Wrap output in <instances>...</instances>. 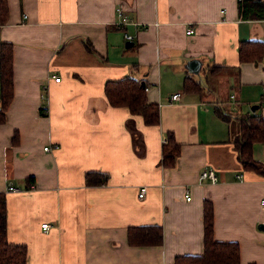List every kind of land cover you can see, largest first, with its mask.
Instances as JSON below:
<instances>
[{
  "label": "crops",
  "instance_id": "crops-1",
  "mask_svg": "<svg viewBox=\"0 0 264 264\" xmlns=\"http://www.w3.org/2000/svg\"><path fill=\"white\" fill-rule=\"evenodd\" d=\"M241 1L6 0L13 95L0 123V191L7 239L26 244L27 264H173L202 252L204 200L213 237L238 243V264H264V175L242 168L232 142L237 114L264 116V58L238 54L239 41H264V17L241 16ZM117 5L131 20L121 28ZM128 75L146 84L158 124L109 104L105 81ZM168 131L179 143L172 166L162 160ZM252 156L264 165V141ZM205 168L214 181L198 180ZM88 171L107 179L87 184ZM146 224L161 227L162 242L129 244L127 228Z\"/></svg>",
  "mask_w": 264,
  "mask_h": 264
},
{
  "label": "trees",
  "instance_id": "trees-1",
  "mask_svg": "<svg viewBox=\"0 0 264 264\" xmlns=\"http://www.w3.org/2000/svg\"><path fill=\"white\" fill-rule=\"evenodd\" d=\"M241 16L250 18L264 17V0H242L238 4ZM7 16L6 0H0V23ZM240 61L258 62L264 58V41L257 39L241 40L238 43ZM13 45L8 41L0 42V123L6 120V109L13 95L12 80ZM220 66H212L211 69ZM228 69V68H225ZM133 76L107 79L104 93L109 104L124 106L131 114L138 115L144 123L158 124L159 109L156 103L146 98V84ZM196 83L187 76L184 88L190 89ZM227 119L229 114L220 113ZM239 132L233 137V145L243 169H252L264 175V165L252 156V144L264 141V116L260 113L237 114ZM163 143L162 160L166 166L175 163L179 152V143L171 131L167 132ZM12 143L18 142V132L12 135ZM107 174L100 171L85 173L87 184H101ZM26 188H31L30 184ZM162 229L158 225H131L127 228V242L131 245H150L162 242ZM240 262L239 245L235 241H220L213 237V209L208 200L203 202V248L199 254L177 255L173 264H238ZM0 264H27V246L7 239L6 195L0 191Z\"/></svg>",
  "mask_w": 264,
  "mask_h": 264
},
{
  "label": "built area",
  "instance_id": "built-area-1",
  "mask_svg": "<svg viewBox=\"0 0 264 264\" xmlns=\"http://www.w3.org/2000/svg\"><path fill=\"white\" fill-rule=\"evenodd\" d=\"M115 13H116V15L118 17L117 20H116V24H115L116 27L121 28V27H123V25L128 24V23L131 22L130 18L125 14V12L123 10V7L121 5H117L115 7ZM186 32L187 33L193 32L192 26H188L186 28ZM124 38L127 39V40H131L132 39V35L124 32ZM52 76H53V80L55 82H59L61 80V77L58 74H53ZM179 96H180V92H174V93H172L170 95V99L171 100H176V99L179 98ZM230 96L233 97L232 94ZM233 107L235 108L236 107V104H234ZM166 140H167L166 139V136L163 137L162 140H161L162 141V144L163 143H166ZM57 147H58V144H53L52 146L46 145L43 148L44 149H51V148H57ZM237 176L240 177L241 174H238ZM205 178L209 179L210 181H214L216 179V176L214 174V171L211 168L202 169L201 172L199 173L198 180H201L202 181ZM145 189H146L145 186H141L140 187L139 192H138V197L139 198H141V197L144 196ZM18 190H19V188L13 186L12 184H10V185L7 186V191H18ZM185 195H186V198L187 199L190 198L189 194H185ZM260 203H261V205L264 208V196H262V198L260 200ZM41 227H42L43 230H48L51 227V224L48 223V222H43V223H41Z\"/></svg>",
  "mask_w": 264,
  "mask_h": 264
},
{
  "label": "water",
  "instance_id": "water-1",
  "mask_svg": "<svg viewBox=\"0 0 264 264\" xmlns=\"http://www.w3.org/2000/svg\"><path fill=\"white\" fill-rule=\"evenodd\" d=\"M131 44V43H130ZM126 45H128V43H126ZM197 61L196 60H193V62H190V69L192 70V72H195L197 70ZM141 84H143V81L140 82ZM258 107V104H253L251 106V111H254L255 108Z\"/></svg>",
  "mask_w": 264,
  "mask_h": 264
}]
</instances>
